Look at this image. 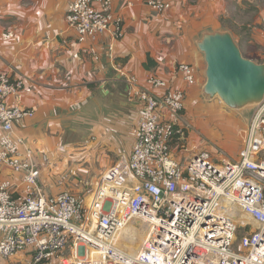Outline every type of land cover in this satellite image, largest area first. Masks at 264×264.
Here are the masks:
<instances>
[{"label":"built area","instance_id":"obj_1","mask_svg":"<svg viewBox=\"0 0 264 264\" xmlns=\"http://www.w3.org/2000/svg\"><path fill=\"white\" fill-rule=\"evenodd\" d=\"M112 3L71 0L66 9L67 28L94 60L98 37L118 41L125 34ZM144 4L156 14L171 7L165 0ZM174 74L196 84L192 65L177 64ZM22 89L16 74L0 72V166L19 175L24 190L14 199L10 182L0 183V258L27 253V264H264V101L250 117L236 160L199 150L182 163L172 157V144L181 146L191 128L185 94L148 77L133 92L141 110L132 149L102 173L86 205L68 191L47 196L40 188V157L14 131L33 111L7 103ZM129 227L136 234L146 227L138 251L130 239L135 235L124 233Z\"/></svg>","mask_w":264,"mask_h":264},{"label":"crops","instance_id":"obj_2","mask_svg":"<svg viewBox=\"0 0 264 264\" xmlns=\"http://www.w3.org/2000/svg\"><path fill=\"white\" fill-rule=\"evenodd\" d=\"M165 1L170 9L156 14L144 0H133L131 8L113 0L112 13L120 18L125 34L118 41L98 37L93 44L98 59L94 60L67 28L64 17L71 0H0V72L10 70L23 81V89L7 103L33 111L31 118L15 124L14 131L40 157L39 184L47 196L70 187L73 181L66 173H103L130 153L141 110L133 92L148 77L156 76L183 91L188 110L203 107L200 75L206 66L196 44L204 33L217 31L229 32L235 41L234 33L223 29L220 20L227 0ZM256 1L234 0L239 13L244 2ZM180 63L195 68L196 84L186 85L174 74ZM132 78L135 83L130 82ZM252 109H244L237 123L238 153ZM208 111L198 114V119ZM232 145L225 148L236 160ZM177 147L182 145L175 140L172 152ZM5 180L11 184L13 198L21 199L20 176L1 165L0 183ZM9 259L7 264H27L29 255Z\"/></svg>","mask_w":264,"mask_h":264},{"label":"rangeland","instance_id":"obj_3","mask_svg":"<svg viewBox=\"0 0 264 264\" xmlns=\"http://www.w3.org/2000/svg\"><path fill=\"white\" fill-rule=\"evenodd\" d=\"M190 3L192 4L193 2L191 1ZM225 6L226 12L220 16V20L222 19V22L224 21L223 29L231 30L234 33L236 44L239 47L242 56L245 58H251L256 63L264 64V10L261 11L264 8V0H257L253 3L244 2L240 13L238 12V8H236L234 0H227ZM200 78L201 83L204 85L206 81L204 73L200 75ZM201 95L204 99L203 107L195 109L190 108L189 110L186 107L185 120L191 128L188 130L187 135L182 142V149L177 147V150L172 152V157L179 162L187 163L197 151L206 150L210 151L214 156L217 154V151H223L226 157L232 160L225 147L229 144H233V149L231 148L232 156H235V154L238 153L239 147L236 145L238 133L236 132L240 128L237 123H239V119H242L241 112L243 110H231L227 108L219 98L214 97L208 99L203 93ZM215 109L226 117L221 115L218 116ZM255 109V106H253L251 114H253ZM207 110H209L207 116H201L202 118L198 119V114L206 112ZM187 139L191 143L188 144ZM193 143H195L197 147L192 148L191 145ZM66 174L73 183H71L70 187H67L64 190L72 193L78 198H85V203L88 205L95 184L102 173L78 171L74 172V174ZM134 228L139 227L136 225ZM134 228H129L124 233H126V235H135L133 239L129 238L136 242L134 250L138 251L141 248L142 240H144L146 234L141 232L136 234V232H133ZM242 235L243 231H238L236 233V243ZM2 262L7 264L10 262V259L0 258V264H2Z\"/></svg>","mask_w":264,"mask_h":264},{"label":"water","instance_id":"obj_4","mask_svg":"<svg viewBox=\"0 0 264 264\" xmlns=\"http://www.w3.org/2000/svg\"><path fill=\"white\" fill-rule=\"evenodd\" d=\"M196 45L206 66L203 95L235 111L263 103L264 64L244 58L229 32L204 33Z\"/></svg>","mask_w":264,"mask_h":264},{"label":"bare ground","instance_id":"obj_5","mask_svg":"<svg viewBox=\"0 0 264 264\" xmlns=\"http://www.w3.org/2000/svg\"><path fill=\"white\" fill-rule=\"evenodd\" d=\"M91 197H92V196H91ZM91 197H90V200H91ZM89 202H90V201H89ZM129 228H131V227H129ZM129 228H126V229L124 230V232L127 231ZM141 230H142L141 233L146 234V231H145V230H146V227L141 228ZM122 232H123V231H122Z\"/></svg>","mask_w":264,"mask_h":264},{"label":"trees","instance_id":"obj_6","mask_svg":"<svg viewBox=\"0 0 264 264\" xmlns=\"http://www.w3.org/2000/svg\"><path fill=\"white\" fill-rule=\"evenodd\" d=\"M244 57V56H243ZM245 58V57H244ZM246 59H249V60H251V61H253V62H255L254 60H252L251 58H246ZM256 63V62H255ZM257 64H259V63H257ZM262 64V63H261Z\"/></svg>","mask_w":264,"mask_h":264}]
</instances>
